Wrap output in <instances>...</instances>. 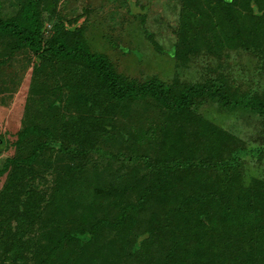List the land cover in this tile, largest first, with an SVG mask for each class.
<instances>
[{
  "label": "rangeland",
  "instance_id": "374dc122",
  "mask_svg": "<svg viewBox=\"0 0 264 264\" xmlns=\"http://www.w3.org/2000/svg\"><path fill=\"white\" fill-rule=\"evenodd\" d=\"M25 1L0 0V18H15ZM42 1L45 14H56L45 26L47 34L79 29L90 51L105 55L125 80L161 81L174 95L175 84L219 79L238 93L264 99V0H233L229 6L222 0H136L133 6L128 0ZM179 33L192 45L180 61L174 51ZM35 61L29 48L0 35V138L5 142L0 193L7 170L28 158L35 160L33 189L50 199L36 225L19 229L25 238L16 246L18 261L0 253V264H172L173 254L234 264L226 261L225 251L236 254L244 223L254 231L250 264H264V242L255 234L264 231L263 115L243 107L224 109L211 100L197 101L179 116L152 98L109 110L90 108L75 96L78 87L95 86L90 76L83 79L80 67L48 63L39 70ZM89 120L92 128L85 126L89 132L79 139L90 156L81 162L56 144L39 147L65 124L72 133ZM187 163L191 171L177 174L175 167ZM193 170L205 171L209 184L233 176L239 192L251 190L242 192V203L231 202L235 217L228 219L222 212L230 203L219 199L221 207L201 241L194 220L187 224L169 217L200 180L190 177ZM152 187L155 192L147 196ZM20 190L24 198L29 187ZM92 229L93 238L79 237ZM142 235L148 238L144 251L132 256Z\"/></svg>",
  "mask_w": 264,
  "mask_h": 264
},
{
  "label": "trees",
  "instance_id": "16d2710c",
  "mask_svg": "<svg viewBox=\"0 0 264 264\" xmlns=\"http://www.w3.org/2000/svg\"><path fill=\"white\" fill-rule=\"evenodd\" d=\"M232 1L222 0V4L229 6ZM128 2L131 6L136 4V0H128ZM45 11L42 0H26L15 18L10 20H2L0 18V35L15 38L22 46L34 52L36 55L35 64L39 70H42V66L44 67V64L48 63L77 65L80 67L83 70V79L86 80V77L90 76L94 80L95 86L91 89L78 87L75 89V96L90 108L106 107L109 110L117 107L118 104L152 98L168 113L179 116L186 113L193 103L211 100L218 103L224 109L243 107L264 116L263 98L247 93H238V89L228 85L226 81H219V79H213L200 84H175L172 88L175 93L174 95H171L172 91L167 92L165 85L161 81L154 80L140 84L135 81L125 80L116 73L105 55L94 54L90 51L79 29L68 33H64L63 31L58 33L56 31L47 34L44 31L45 26L53 22L56 14L48 15L44 13ZM137 16L144 17L141 13L137 14ZM186 43L187 37L179 33L174 49L175 57L179 61L185 58V49L192 47V45H186ZM153 44L157 52H162L157 43L153 41ZM65 125L59 131L57 137L52 136L49 139L50 142L47 141V143H43L39 147L44 149L48 145L56 144L61 148L62 152L70 150L69 155L72 160L79 159L81 162L90 156L88 152L90 150L85 145H81L83 142L79 138L82 135L88 134L87 128H92L93 122L89 120L83 127H74L75 131L72 133L68 130L69 125ZM28 131L24 133V136L29 135ZM0 140L2 139L0 138ZM74 144L75 146H73ZM0 146V150H3L2 147L4 145L0 144ZM71 147L73 149H70ZM34 163L35 160L27 158L8 169L7 185L5 186V190L0 193V228H5L4 231L0 232V253L5 256L10 253L13 254L14 263L18 261L15 256L19 250L16 246L25 238L21 230H19L23 227L22 224L36 225L43 218L46 207L50 203L48 197L45 195L40 197L38 191L33 189L37 177V174L31 167ZM191 168V164L188 163L185 166L179 165L175 167V169H178L176 170L177 174L191 171ZM201 171L193 170V174L190 177L196 176L197 178L199 176L200 180L194 183V191L182 195L178 199L169 215L170 218H174L177 221L183 220L187 224H190L194 220V223L198 227L194 231L199 237L198 241H201V236H206L204 232L209 229L207 227L208 223L212 221L216 209L221 207L219 199L230 203L229 207L227 206L222 212L223 219H228V217H235V212H230L231 202L242 203L240 201L244 200L243 193L251 194V190L242 191L243 193L239 192L234 181H232L233 176H229L226 183L209 184L208 182L212 179L205 171ZM1 176H3V172L0 170ZM22 186L29 187V190H26V197L24 198L20 197L22 190L18 191ZM157 186L161 187L160 184H157ZM159 187L158 189H160ZM154 188L152 187L153 190L149 189L147 196L153 191L155 192ZM169 189L171 190L173 187ZM161 191L158 194L163 193L165 189L163 188ZM176 193L178 194V190ZM248 206L246 204V209ZM248 226V223H244L242 226V229H244L241 234L243 240L238 241L236 254L232 255L229 253L228 255L227 251H225L226 261L234 259V264H250L253 246H248V243L251 242L249 238L254 235V231L253 228H247ZM95 232L96 230L92 229L80 232L78 235L82 239H90L94 237ZM146 233L150 232L147 231ZM255 234L259 237L260 241L264 242V231L259 229ZM147 241L148 238L144 235L139 236L131 248V255L138 256L142 253ZM241 243H244L242 247H240ZM179 252L182 253L183 250H179ZM216 259L212 256L206 259L202 255L201 258H179L174 257L173 254L172 264H174L175 260L179 264H209ZM219 264L226 263H224V260H220Z\"/></svg>",
  "mask_w": 264,
  "mask_h": 264
},
{
  "label": "water",
  "instance_id": "95a60500",
  "mask_svg": "<svg viewBox=\"0 0 264 264\" xmlns=\"http://www.w3.org/2000/svg\"><path fill=\"white\" fill-rule=\"evenodd\" d=\"M0 144L5 145V142H3L2 140H0Z\"/></svg>",
  "mask_w": 264,
  "mask_h": 264
}]
</instances>
